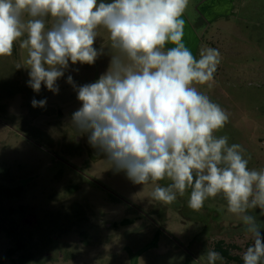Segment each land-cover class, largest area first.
Listing matches in <instances>:
<instances>
[{
  "label": "rangeland",
  "instance_id": "obj_1",
  "mask_svg": "<svg viewBox=\"0 0 264 264\" xmlns=\"http://www.w3.org/2000/svg\"><path fill=\"white\" fill-rule=\"evenodd\" d=\"M185 11L186 47L197 59L208 47L220 52L211 87L194 85L229 115L214 135L240 144L249 169H264V0H189ZM109 45L93 65L70 63L58 94L27 85L19 41L0 58V264H132L135 254L136 264H207L220 244L241 260L224 264H243L252 238L221 196L199 212L188 207L190 189L172 204L155 201L151 192L168 179L134 184L74 129L81 102L67 76L96 81L108 70ZM34 98L46 106L32 107ZM125 218L138 220L122 227Z\"/></svg>",
  "mask_w": 264,
  "mask_h": 264
},
{
  "label": "clouds",
  "instance_id": "obj_2",
  "mask_svg": "<svg viewBox=\"0 0 264 264\" xmlns=\"http://www.w3.org/2000/svg\"><path fill=\"white\" fill-rule=\"evenodd\" d=\"M189 0H0V58L14 44L27 50V85L42 84L58 94L57 81L71 65H93L104 54L94 47L98 30L107 32L111 60L96 81L72 85L81 102L71 116L78 133L134 184L168 179L151 198L172 204L190 191L188 207L199 212L221 196L227 211L242 220L252 243L243 264H264V235L253 215L264 216V169H249L240 144L214 135L229 115L195 84L211 87L221 62L215 48L197 59L183 42L182 16ZM173 45L166 47V45ZM20 68V66H17ZM78 71V69H77ZM46 98L31 101L45 107ZM227 226V225H226ZM207 264H224L208 250ZM199 264V259L195 261Z\"/></svg>",
  "mask_w": 264,
  "mask_h": 264
},
{
  "label": "crops",
  "instance_id": "obj_3",
  "mask_svg": "<svg viewBox=\"0 0 264 264\" xmlns=\"http://www.w3.org/2000/svg\"><path fill=\"white\" fill-rule=\"evenodd\" d=\"M214 1V0H213ZM206 16L207 17H210V15L209 14H206ZM185 18V20L187 19V18H189L190 17V15L188 14V12H184V14H183V16H182V18ZM109 40V38H108V34H107V32L106 31H104L103 29H100V30H98V37H97V39H96V42L94 43V47H96V48H99V47H101L104 43H106L107 41Z\"/></svg>",
  "mask_w": 264,
  "mask_h": 264
},
{
  "label": "flooded vegetation",
  "instance_id": "obj_4",
  "mask_svg": "<svg viewBox=\"0 0 264 264\" xmlns=\"http://www.w3.org/2000/svg\"><path fill=\"white\" fill-rule=\"evenodd\" d=\"M45 86L44 85H42L41 86V90H40V92L38 93L39 95L38 96H41L42 94H43V88H44ZM46 88V87H45ZM56 106H57V103H56ZM191 191V190H190ZM138 220V218H133V219H130V218H125V219H123V220H121L118 224L120 225H122V227H126V226H131V225H133V224H135V222ZM117 221H119V220H117ZM109 224V226H111L112 224L111 223H108ZM104 225H106V223L104 224ZM136 256L138 257V255L136 254ZM139 256H140V254H139ZM131 259H132V257H131ZM132 263H133V260H132ZM134 264H136V263H134Z\"/></svg>",
  "mask_w": 264,
  "mask_h": 264
},
{
  "label": "trees",
  "instance_id": "obj_5",
  "mask_svg": "<svg viewBox=\"0 0 264 264\" xmlns=\"http://www.w3.org/2000/svg\"><path fill=\"white\" fill-rule=\"evenodd\" d=\"M222 256L228 261H241L239 257H234L229 248H224L222 244L219 245Z\"/></svg>",
  "mask_w": 264,
  "mask_h": 264
},
{
  "label": "water",
  "instance_id": "obj_6",
  "mask_svg": "<svg viewBox=\"0 0 264 264\" xmlns=\"http://www.w3.org/2000/svg\"><path fill=\"white\" fill-rule=\"evenodd\" d=\"M131 257H132V260H133V263H132V264H134L137 256H136V254H135V255H133V256H131Z\"/></svg>",
  "mask_w": 264,
  "mask_h": 264
}]
</instances>
